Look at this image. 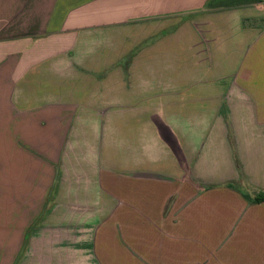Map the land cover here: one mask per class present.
I'll use <instances>...</instances> for the list:
<instances>
[{
	"label": "crops",
	"instance_id": "obj_1",
	"mask_svg": "<svg viewBox=\"0 0 264 264\" xmlns=\"http://www.w3.org/2000/svg\"><path fill=\"white\" fill-rule=\"evenodd\" d=\"M264 0H0V264H264Z\"/></svg>",
	"mask_w": 264,
	"mask_h": 264
},
{
	"label": "trees",
	"instance_id": "obj_2",
	"mask_svg": "<svg viewBox=\"0 0 264 264\" xmlns=\"http://www.w3.org/2000/svg\"><path fill=\"white\" fill-rule=\"evenodd\" d=\"M245 198H247L252 203H261L264 202V193H259L256 195L254 199L251 200V198L247 195H244Z\"/></svg>",
	"mask_w": 264,
	"mask_h": 264
}]
</instances>
